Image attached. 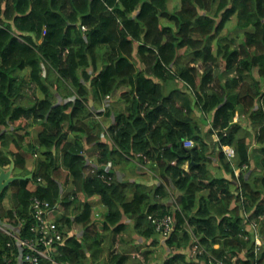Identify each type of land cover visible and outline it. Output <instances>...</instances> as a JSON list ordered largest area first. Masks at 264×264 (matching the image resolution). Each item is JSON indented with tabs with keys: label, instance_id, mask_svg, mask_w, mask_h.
I'll list each match as a JSON object with an SVG mask.
<instances>
[{
	"label": "trees",
	"instance_id": "1",
	"mask_svg": "<svg viewBox=\"0 0 264 264\" xmlns=\"http://www.w3.org/2000/svg\"><path fill=\"white\" fill-rule=\"evenodd\" d=\"M170 2L0 0V167L13 161L16 177L32 173L0 194V204L10 190L13 198L0 225L32 239L30 200L61 201L62 241L42 247L51 260L40 264H98L94 252L106 234L94 235V228L120 232L123 217L137 237L156 245L153 220L165 215L174 225L157 264H264V247L255 253L249 229L256 220L264 237V0H178L169 10ZM232 19L243 33L236 48L220 36ZM121 88H128L120 94L124 105L114 109L105 98ZM32 89L35 98L24 105ZM90 100L94 111L104 100L106 107L94 113ZM29 119L43 127L36 146ZM253 140L258 186L245 174ZM27 151L39 155L34 167L26 164ZM129 159L170 180L175 192L162 182L150 193L117 180L115 167ZM61 167L71 186L64 195L56 176ZM92 197L99 204L87 202ZM141 246L136 251L149 264L152 251ZM25 253L0 230V264H27ZM127 259L113 253L110 262Z\"/></svg>",
	"mask_w": 264,
	"mask_h": 264
},
{
	"label": "crops",
	"instance_id": "2",
	"mask_svg": "<svg viewBox=\"0 0 264 264\" xmlns=\"http://www.w3.org/2000/svg\"><path fill=\"white\" fill-rule=\"evenodd\" d=\"M32 91L34 92V89H32ZM123 91H128V88H121V89L117 90L116 92H114L113 95L111 97H109V99H108L109 100L108 105L113 106L114 109H118V108L123 107L124 102L120 99V94ZM27 98H30V97H27ZM32 98L34 99L35 96H32ZM33 99L32 100L25 99V100H23V104L24 105L27 104L26 100L29 103L33 102ZM58 101H60V100L58 99ZM106 101L107 100H104V102L102 104H104V103L106 104ZM102 104H101V107H102ZM92 105H93V101L90 100L89 101V108L90 109H91ZM91 110L94 113H97L98 111H102L103 108L98 109L97 111H94L93 107H92ZM94 118L97 120H100V119L102 120V117L98 116V115H96ZM29 120H28V122H29ZM23 121H25V120H23ZM101 141L106 142V139L104 138L103 134H102ZM33 146H36V144H33ZM253 146H255L254 147L255 149L257 148L256 150H254V152H256V153L253 154V157L258 158V156H260L259 147L257 144L256 145L252 144L250 147V151L253 149ZM34 156H36V155H34ZM106 166L108 167L110 165H106ZM115 169H116L115 173L117 175L116 179L119 181L127 182L128 184L137 183V184H140V185L146 187L147 189H151L152 185L156 186L161 182L167 186L165 181H161L159 179L160 178L159 174H158V176H156L155 173L152 172L153 171L152 169L150 171L147 166H143V165L140 166L136 163V161H133L131 159H129L128 161H122L121 163H119L115 167ZM237 171L238 170H236V174L239 173V171L238 172ZM13 174H14V172H13ZM224 176L227 177L226 175H224ZM261 176H262L261 170H258V169L257 170L249 169V171L246 173V177L248 179L250 178V180L255 179L256 181H258L259 179L257 180V178H259ZM169 182H170V184L172 183L170 180H169ZM61 190H62V187H61ZM130 192L131 191H129V193ZM87 202L91 203L92 205H93V203L99 204V198L98 197H92L90 200H87ZM56 216H57V214L53 215V219H55ZM121 224L124 226V228L120 232H114V233L112 232L111 234H109V232L106 233V230L111 231V229H103L101 227L102 225H99L96 228H94L96 230L94 232V235H96V233H99L100 235L106 234V235L114 236V238L112 237L110 239L111 244H108V245L105 242H103V238H101L102 243L97 248V251H99V253L101 254L100 259L97 257L100 261V264H106V263L111 264L110 260L106 262L105 257H104V253L108 250L111 251L112 254L116 253V255L127 256L128 259L126 261L123 260L122 264H136V262H139L138 260L141 259V257L139 255H140V252L142 250H140V252H137L136 251L137 245H142L141 248L143 249V251L144 250H151L152 251L151 259L159 251L158 248H160L161 250H163V252H165V250L163 248L164 244L161 241H159L158 244H156V245H152L151 243L149 245V243H147L144 239L137 237V235L133 231V222L131 220L123 217L121 220ZM72 231H74V230H72ZM161 246H162V248H161ZM153 264H157V262H154Z\"/></svg>",
	"mask_w": 264,
	"mask_h": 264
},
{
	"label": "built area",
	"instance_id": "3",
	"mask_svg": "<svg viewBox=\"0 0 264 264\" xmlns=\"http://www.w3.org/2000/svg\"><path fill=\"white\" fill-rule=\"evenodd\" d=\"M82 30H85V28L82 27ZM106 99H109V96H107ZM184 146L191 147L193 146V142L186 140L184 141ZM225 152L228 157L234 156V152L230 148H226ZM241 198L244 202L245 198L243 193L241 194ZM31 209L33 210L37 221L31 229L36 235L34 238L22 241L17 237V235L10 232L2 225H0V230L5 234L12 236L16 240L17 244H20L21 247L27 249L28 253H25L22 259L23 263L40 264V258L51 260L43 248H49L53 244H57L62 241V235L56 222L52 219V213L54 212V209H56V206L52 207L48 202H42L35 197L31 199ZM153 223L156 225V231L162 240H165L173 230V218L171 215H165L162 218L154 219ZM259 227L260 226L256 220H253L251 222V226L249 227L253 233L256 254L260 252L262 247H264V237L259 232ZM193 248L196 250L197 247L194 246ZM52 262L55 263L54 261Z\"/></svg>",
	"mask_w": 264,
	"mask_h": 264
},
{
	"label": "rangeland",
	"instance_id": "4",
	"mask_svg": "<svg viewBox=\"0 0 264 264\" xmlns=\"http://www.w3.org/2000/svg\"><path fill=\"white\" fill-rule=\"evenodd\" d=\"M175 2H170V4L168 5V8H169V10H173V9H176L177 7H178V0H174ZM221 37H226L227 39H229V40H234V44H233V48H236V47H238L239 46V44L242 42V39H243V33H242V31H239L238 29H236L235 28V20L233 19V20H231V22L230 23H228L227 24V26H226V28L223 30V32L221 33V35H220ZM215 47H216V43H213V48L215 49ZM198 68H199V70L201 71V69H200V66L198 65ZM220 68L222 69V70H224V64H223V62L221 61L220 62ZM23 75H24V78L25 79H28L27 78V72H26V74L25 73H23ZM26 99L27 100H32L33 98H32V96H34V94H33V91L32 90H28L27 92H26ZM27 97H30V98H27ZM26 100V102L27 103H29L28 101ZM105 104V103H104ZM104 104H102V107L103 108H105L106 107V104L104 105ZM91 109H92V107H91ZM239 119V121H240V123L242 124V126H245V127H247V128H249V122L247 121V119L246 118H243V117H240V118H238ZM236 120V119H235ZM100 121L102 122V120L100 119ZM26 122L25 121H23V120H21V121H19V122H17L16 124H15V126H17V125H20V124H25ZM27 123H29L30 124V127L28 128V131H29V133L31 134V142L33 143V144H36V138H37V135L41 132V130H42V125H39V124H37V123H33V119H30L29 120V122H27ZM104 124V123H103ZM23 126V125H22ZM106 127V126H105ZM17 133L18 134H23L24 133V131L23 130H19V131H17ZM252 144H254V145H256V142L253 140L252 141ZM254 147L255 146H253V149L251 150V155L253 156V154H255L256 152H254ZM28 153H30V154H28L27 153V159H26V164H28V166L29 167H34L35 166V164H36V161H37V158H38V154H36L37 155V157L35 158L33 155H31V152H29V151H27ZM254 157L253 158H251V163H250V166H249V168L251 169L253 166H254ZM218 161H217V159L216 158H214V161H213V168H217L218 167ZM185 169L188 167V163H186L184 166H183ZM249 170H247L246 172H245V174L248 172ZM238 172V171H237ZM153 173H155V175L156 176H158V172H156V171H153ZM222 174V173H221ZM56 176L59 178V180L62 182V184H63V187H62V195H64V194H66V193H69L70 192V184L66 181V178H67V172H66V170L63 168V167H61L60 169H59V171L57 172V174H56ZM152 176V175H151ZM227 177H229V176H227ZM254 181V183H255V185L256 186H258V182H256L255 181V179L253 180ZM167 186L169 187L168 188V190L169 191H171L172 193H174L175 191L173 190V188H172V186H171V184H169V182L167 183ZM153 188H154V185H152L151 186V192L150 193H152V191H153ZM11 193H12V191L10 190L9 191V194H8V198H6L5 200H4V202H2L1 204H0V214H2V213H4L5 211H7L8 209H10L11 207H12V205H13V198L10 196L11 195ZM10 196V197H9ZM77 198H78V201H80V202H82V201H85V198L83 197V195L82 194H77ZM79 208H78V206L74 209V211H71L72 213L74 212V214L77 212V210H78ZM70 212V211H69ZM62 213V211H60L59 212V214H61ZM58 215V214H57ZM173 225H174V223H173ZM15 234V233H14ZM15 235H17V234H15ZM112 237H114V236H110V235H104L103 236V242H105L107 245L108 244H111L110 243V239L112 238ZM117 237V236H116ZM118 238V237H117ZM164 241V240H163ZM112 242V241H111ZM161 248H162V246H161ZM159 249V251L155 254V256H153L152 257V259H151V257H150V255H149V257H148V259H149V263L150 264H153L154 262H157V263H161L162 262V260L164 259V255H165V252H163V250H161L160 248H158ZM194 251H195V248H192V253H191V258H190V260L192 259L193 260V258H192V256L194 255ZM111 251H106L105 253H104V257H105V260H106V262L107 261H109L110 260V257H111ZM94 255L96 256V262L98 263V264H100V261H99V259H100V257H101V254L98 252V251H96V252H94ZM140 257H141V259H139L138 261H139V263L140 264H143V259H142V253L139 255ZM99 259H98V258ZM89 263V262H88ZM136 264H137V262H136ZM191 264H196V263H194V262H191ZM197 264H200V263H197Z\"/></svg>",
	"mask_w": 264,
	"mask_h": 264
},
{
	"label": "water",
	"instance_id": "5",
	"mask_svg": "<svg viewBox=\"0 0 264 264\" xmlns=\"http://www.w3.org/2000/svg\"><path fill=\"white\" fill-rule=\"evenodd\" d=\"M13 168H14V163L13 161L10 162V165L7 169H3L0 167V194L3 192V190L13 181L17 179H31L32 178V173L25 178L22 177H16L13 176Z\"/></svg>",
	"mask_w": 264,
	"mask_h": 264
},
{
	"label": "clouds",
	"instance_id": "6",
	"mask_svg": "<svg viewBox=\"0 0 264 264\" xmlns=\"http://www.w3.org/2000/svg\"><path fill=\"white\" fill-rule=\"evenodd\" d=\"M110 97V96H109ZM106 99V98H105ZM226 148H230V147H224L223 148V151H224V154L226 155V157H227V159L229 160V159H231V158H233L234 156H232V157H228V155H227V153L225 152V149ZM230 149H232V148H230ZM233 150V149H232ZM234 152V151H233ZM35 157V156H34ZM10 165V164H9ZM9 166H7L6 168H3V169H7ZM14 169V168H13ZM239 172H240V170L239 169H237ZM14 172V171H13ZM235 175H236V170H235ZM239 175V173L236 175V176H238ZM13 176H15L14 174H13ZM31 201V200H30ZM49 203V202H48ZM60 203H61V201H58L55 205H51L50 203V205L52 206V207H55L56 206V209H54V212L52 213V219H53V215H55V214H58L56 217H55V219H53L55 222H56V219L60 216V215H62V214H64V208L60 205ZM62 207V208H61ZM30 208H31V203H30ZM60 211H62V213L61 214H59V212ZM70 216H71V213H70ZM172 216V215H171ZM262 218V217H261ZM58 226V225H57ZM6 228V227H5ZM7 229V228H6ZM58 229H59V227H58ZM60 231V230H59ZM160 239V241L161 242H163V240L161 239V238H159ZM165 241V240H164Z\"/></svg>",
	"mask_w": 264,
	"mask_h": 264
},
{
	"label": "bare ground",
	"instance_id": "7",
	"mask_svg": "<svg viewBox=\"0 0 264 264\" xmlns=\"http://www.w3.org/2000/svg\"><path fill=\"white\" fill-rule=\"evenodd\" d=\"M151 154H152V153H151ZM153 155H154V154H153ZM150 156H151V155H150ZM144 157H146V156H144ZM147 157H148V156H147ZM147 157H146V158H147Z\"/></svg>",
	"mask_w": 264,
	"mask_h": 264
}]
</instances>
